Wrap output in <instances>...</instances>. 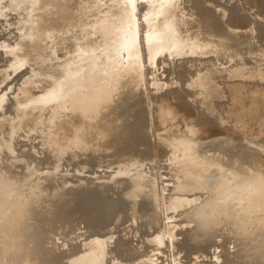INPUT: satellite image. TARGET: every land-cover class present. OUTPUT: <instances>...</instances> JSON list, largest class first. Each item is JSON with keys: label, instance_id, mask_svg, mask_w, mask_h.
Listing matches in <instances>:
<instances>
[{"label": "rangeland", "instance_id": "1", "mask_svg": "<svg viewBox=\"0 0 264 264\" xmlns=\"http://www.w3.org/2000/svg\"><path fill=\"white\" fill-rule=\"evenodd\" d=\"M88 1L90 5H87ZM248 1L240 0L239 3L236 0L234 3V0H218L220 4L224 5H221L223 7L220 8H224L223 11H219L226 12L222 20L227 19L228 22L223 20V23H225L228 29L229 24H231V30L238 29L239 26V31H242L244 27V29L247 27V31L251 30V40L253 43L249 44L248 48L243 52L242 57L243 59L248 58V60H253L256 58L255 54H258L259 45L264 46V42L262 43V40H260H264V25L261 23L264 21V3L263 0H260V4L258 3L259 0L258 2L256 0H250L251 2L254 1L253 5ZM255 1L258 7L256 6L257 4L255 5ZM102 2V13L95 18L98 19L97 23L101 24L100 30L103 31V35L100 37H103V40L108 38V27H114L115 30H118L119 27L127 25L125 28L129 32L128 36L123 31L120 36L129 38L131 46L106 45L105 50L100 55L95 53V48H87L88 46L86 44L82 48V43L80 45L74 44L75 39L80 36L78 35L80 29L78 25H82L89 18L86 15L92 10L95 4L94 0H0V190L10 192L11 195L9 198L0 200V216L11 212L10 217L13 219L9 218V221L14 225H22L23 221L27 224V226L25 225L26 229L24 233L20 235L22 242H15L12 238L4 237V233L8 229L5 230L3 228V221L1 220L0 264H23L28 259L29 262L30 259L35 260V264H59V261L67 256L78 255L82 252L85 253V251H82V249H85V246H95L92 244L97 242H88L90 238L87 237L91 236V238L93 237L98 240L103 236L107 237V235H112L108 238L107 244H105L110 245L113 250V255H109V261L113 260V257L116 256L120 262L126 263L127 261L126 264H264V247H260L264 245L262 238L264 237V222H262L264 220V202L262 201L264 200H261L264 199V196H261V194H264V187H258L256 183L254 185L252 184L256 180V177L253 181L251 180L252 182L247 181L244 178L248 175L247 172L244 174L241 170L236 172L238 170L235 169L236 167H231L227 170L226 168L229 167L225 165L222 166L226 168L218 167L221 169L224 168L227 171H221L217 166L215 167L218 170L216 168L214 169V167L212 169V163L208 164V166L210 165L209 168L208 166L205 168V164L202 167V172L197 176H193L190 174L187 166L179 162L172 155V151L174 150H180L179 152H184L183 150H185V153L190 152L192 154L194 151H197L195 149L197 148L198 150L202 149L201 151L206 149L207 153L211 151L212 154L215 149L221 156L231 155L237 161L248 162L253 167H260L259 165L264 164V147H262L264 144V134L261 139L263 144L258 148L255 144L252 145L251 141L246 140H250V137L252 138L251 135H253L255 127L262 125V122L264 124V120L261 121L259 117L252 116L255 112V107H249L244 114L243 112L241 114L235 112L237 115H234V113V118H227L225 121H220L215 116V112L218 111L220 115L229 116L227 114L240 101V98H237L240 95L237 93L234 96L237 101L228 104L227 83H242L245 89L242 95L246 98L247 92L256 86L258 89L261 85L259 89H262L264 82L258 81L257 78L251 79L241 76H229V72L238 65L237 62L240 65L242 64L241 60L243 59H239L238 57L230 61H225L224 59L220 61L215 59L211 62L207 61L206 65H210L213 62L214 66L213 70L210 71L209 78L213 82L212 84L215 90L217 89L219 94H221L220 97L212 94L210 96V102L206 106H202L200 105V99L203 98L196 97L200 92L198 87L192 86L188 90L186 82L193 76L203 73V68L205 67H199L197 64L191 67L184 65V62L191 53L186 52L185 55L181 54L180 57V54L170 55L165 51L167 50L168 44H176L183 40H185L186 48H192L194 46L195 40L189 37V35L192 33L196 24L193 16L197 9L202 6L197 5L196 0H176L171 5L169 4L170 2H163V0H98L97 5ZM259 5L263 7L262 10L258 9ZM217 7L219 9L220 6ZM228 11L231 12L228 13ZM238 12L240 13L238 14ZM161 15L166 16L162 19V25L167 33L166 36L162 34V31L155 30L157 20ZM248 18L252 21L250 19L248 20ZM253 21H260L259 23L261 24H253ZM232 24L235 26H232ZM260 25L262 28L259 27ZM73 26H75L76 30ZM69 29H73V31L71 32ZM262 29L263 32H260ZM74 30L75 32L78 31L75 33ZM253 35L258 36L255 37ZM123 40L124 38L121 41ZM96 41L98 40H91V42ZM156 43H160V46L157 44L158 46L156 47ZM81 51L85 52L82 53ZM198 58L201 57L199 56ZM198 58L193 60L198 61ZM169 63L171 65L167 67L166 65ZM170 66L172 71H170ZM252 66L253 63L250 62L245 67L250 68ZM133 69L138 72V75H136L140 82L134 84L136 87L123 88L121 75ZM163 69L164 71H162ZM173 71L174 73H172ZM162 72L165 73L163 74ZM179 74L185 75L180 76ZM62 77L64 78L61 79ZM222 80L225 84V94L223 97ZM56 91L58 93H55ZM63 92L64 94L62 95ZM65 96L69 99V102ZM251 96L248 95V97ZM103 97L105 100H108L104 101ZM56 98L57 100H54ZM91 98H93V101L90 100ZM136 99L141 100V107L139 109L141 114L142 112L143 114H140V117H142L140 119L143 120V123L146 122L143 128L146 131L144 141L148 143V147L145 146L150 150L148 151V158L143 157L144 159L140 158L137 160L136 157L134 159L135 161L129 162L125 157H110L104 160L105 164L99 162L95 166L93 161L85 160L80 151L71 147L68 139L66 141L58 139H62L64 134H61V131L58 132L59 127L57 124L60 122L62 114L70 108L69 106L78 105L82 107L89 101L103 111L104 117L113 118L127 113L130 108L128 106ZM97 100L100 103H97ZM163 102L164 104L166 103V107L164 104L162 105ZM219 103H223V106H219ZM78 106L74 109L78 110ZM162 107L164 111L167 110L166 115L160 114ZM260 108L262 106L259 107V110ZM209 109H213L214 111H209ZM171 112L173 117H171ZM185 117L191 120L186 121L187 119ZM244 118L247 119L245 120L247 123L243 130L237 132L234 127H239L243 123ZM184 119L187 124H192V122L195 124V121H198L196 125L197 130L198 126L200 128L203 126L201 129L202 132L199 128V132L191 131V134L195 133L196 135L193 136L192 134L190 136V133L183 127L185 123ZM207 119L208 121H204ZM199 133H202V135ZM179 134L180 139L178 138ZM73 142L75 143H73V146L79 148L78 141ZM65 144H67V147ZM236 145L239 147H236ZM145 146L142 149L147 150ZM220 157L213 159L215 165L221 160L222 157ZM142 160L145 161L143 162ZM191 160L186 155L185 161L190 162ZM232 169L235 170V173ZM210 171L211 175L213 174L214 176H209ZM217 171L221 176L217 175L219 176L218 179L215 177ZM224 173H229V179L225 178ZM256 173L257 175L264 174L262 170L260 172L257 170ZM234 174L236 177H233ZM239 175L241 176L239 177ZM242 176L244 177L242 178ZM226 177L228 178V175ZM224 179L226 182L231 179L233 183L230 181V183L225 184ZM222 180L224 181L223 184ZM234 180L239 181V183ZM216 183L217 185L215 186ZM224 184L226 190L224 189ZM230 187L233 190L229 189ZM256 187L260 191V193L258 191L260 195L257 193ZM96 189L102 192L101 197L109 196V201L116 200L115 205L117 208L112 215L113 220L111 218L110 221L108 218L106 221L110 223L107 225H105L107 223L106 221L104 224L101 223L103 226H99L100 223H97V225L95 219H90L88 222V220L81 218L79 220L64 215L61 219L55 221V223H50L47 226L48 230L44 226H39L38 223L40 222H42L40 225H43V218L39 217L42 215H44L42 217H45L47 213L46 209L48 208L47 204L50 203L55 208V200H58V204L62 205L61 203H64L68 199L72 201L73 199L71 198L75 195L76 197L87 198V192L95 191ZM230 190L235 193L234 196L232 192L229 196ZM239 192L241 195L238 194ZM25 193L29 197L25 196V198ZM244 195L247 196L246 198H250V200L249 198L247 200H249L248 203L251 202L254 205H252L253 209L250 206L251 204L248 206L246 199L243 200ZM236 196L241 199L239 198L240 200H237ZM22 198L23 201L27 199L29 201H26V204L24 201L25 205H21L23 206L21 208L18 203H23L21 201ZM167 198L169 199L167 200ZM30 199H35L36 201L32 202ZM103 200L105 201L106 199ZM216 200L220 202H216ZM230 200L235 201L232 204ZM37 201H40L39 206L43 204V207L40 206L41 208H39ZM175 201L178 202L176 203ZM237 201L238 203L235 206L234 203ZM213 202L217 203V205ZM31 203H34L36 207L35 205L32 206ZM174 203L177 207L174 206ZM210 203L215 204V209ZM261 203L263 206H260L262 205ZM206 204L210 205L215 211L212 209L213 212L211 213V208ZM223 204L228 208L226 209L224 205V209L222 207ZM230 205L235 206V209L239 205L241 209H243L242 205L247 207H244L246 210L243 209L242 211L241 209L239 210V206L236 211H232L231 209L234 208L232 207L230 209ZM25 206H29V209H25ZM204 206H206V209ZM9 207L12 208L10 209ZM18 207L20 210L24 209L26 213L29 210L27 214L30 215L28 217L32 219H30L32 222L28 219L27 214L22 215L24 220L16 218ZM100 207H102L101 211L99 210L100 214L107 212L106 204H101ZM248 207L252 210L247 209ZM36 208L39 211H42L44 208L45 210L41 214ZM199 208H202V210ZM32 209L37 213H33ZM223 209L228 211L230 209L232 212L230 211L228 213L226 211L225 213ZM206 210H209L208 215H213L208 217ZM237 210L241 214L239 217H237ZM197 211H201L202 213L200 214ZM234 211L236 214H234ZM215 212L218 214L217 222L214 220V218L216 219ZM242 212H244L243 215L247 213L246 216H243ZM224 213L225 216L231 213L230 218L229 216L226 218ZM231 215L237 218L231 217ZM25 216L27 217L26 219ZM35 217H38L39 220L37 218L34 220ZM259 218L263 220H258ZM234 219H237V221H233ZM245 219H247L246 222H244ZM27 220L31 223H29L30 225L27 223ZM200 220H205L202 222L206 225L203 226L204 224ZM33 222L35 223L32 224ZM242 222L245 224L242 225ZM182 224L184 225L182 226ZM212 224H215V226ZM207 225L213 227L210 226L209 228ZM246 231L249 233L250 238L247 236L248 233ZM41 232L42 234L38 235ZM252 236L255 237L253 238ZM254 239L255 241L258 239V242H256L259 247H257ZM259 239L261 241L260 243ZM38 242L40 243L37 246L33 245ZM150 242L152 244L154 243L153 246ZM16 244L18 246L21 245L25 252L9 260L12 247ZM59 247L64 249L60 255L53 256V254H50L53 252L50 250ZM254 248L255 250H252ZM243 253L244 255H242ZM248 253L252 256H249ZM258 255L259 257L263 255V257L259 258L257 257ZM52 256L53 258H51ZM62 264L77 263H66L65 261Z\"/></svg>", "mask_w": 264, "mask_h": 264}, {"label": "bare ground", "instance_id": "2", "mask_svg": "<svg viewBox=\"0 0 264 264\" xmlns=\"http://www.w3.org/2000/svg\"><path fill=\"white\" fill-rule=\"evenodd\" d=\"M3 1V0H2ZM95 1V4H94V6H93V8H92V10L86 15V16H89V18H87L83 23H82V25H78V27L80 28L79 29V31H78V35H80V36H78L76 39H75V42H74V44H78V45H80L81 43V48H82V46L83 45H85L86 44V46H88L87 48H95L94 50H95V53H97V54H102V51H104L105 50V46L106 45H110V46H122V47H130L131 46V41H129V38H125L124 36H120V34H121V32L123 31L124 33H125V35L126 36H128V34H129V32H127V30H126V26L127 25H123V26H121V27H119L118 28V30H115L114 29V27L112 28V27H108V30H109V36H107L108 38H106L105 40H103V37H100V36H102L103 35V31H101L100 30V26H101V24L100 23H97V21H98V19H95L96 18V16L97 15H99V14H101L102 13V5H103V2L101 3V4H98L97 5V1L98 0H94ZM100 1H102V0H100ZM174 1H176V0H163V2H170L169 4L171 5ZM235 1L236 0H234V3H235ZM239 1V3H240V0H238ZM257 2H258V0H256ZM256 1H255V5L257 4L256 3ZM262 1V0H261ZM242 3H245L244 1H241ZM248 2H250V3H252L253 5H254V1L253 2H251L250 0L248 1ZM82 3V2H81ZM93 3V2H92ZM241 3V4H242ZM259 4H260V0H259V2H258ZM262 3V2H261ZM263 3H264V0H263ZM90 5V2L88 1V3H87V5ZM196 4L197 5H200V6H202L201 8H198L197 9V11H196V13H195V15L193 16V19H194V21L196 22V24H195V27H194V29L192 30V33L189 35V37H191L193 40H195V44H194V46H192V48H186L185 47V40H183V41H181V42H179V43H176V44H174V43H171V44H168V47H167V50H165L166 51V53H168V54H170V55H174V54H180V57H181V54L183 55H185L186 54V52H188V53H191L188 57H187V59H186V61L184 62V65H188V66H192V65H194V64H197L199 67H205V68H203L204 70V72L203 73H201V74H198V75H195V76H193L192 78H190V80L189 81H187L186 82V87H188V90L189 89H191V88H189V87H192V86H196V87H198V90L200 91L199 92V94L196 96V97H202L203 99H200L201 100V104L200 105H202V106H206L207 105V103H209L210 102V96H212V94H214V95H216L217 97H220V94H219V91L216 89L215 90V88H214V85L212 84L213 82H211V80H210V78H209V76H210V71H212L213 70V62H212V64H210V65H206V63H207V61H209V62H211V61H213L214 59L215 60H217V61H220V60H222V59H224L225 61L226 60H233L235 57H238L239 59H243V52L248 48V46H249V44L250 43H253V41L251 40V35H252V32H251V30H249V31H247L246 29H247V27H246V29H244L245 27L244 26H242V27H244L243 28V30L242 31H239V28H240V26H239V28L236 26V28H238V29H235V30H231V28H230V26H231V24H229V29H228V27L227 26H225V23H223V20H222V17H223V15H224V13H226V12H221V11H219V10H222L223 11V9L224 8H222V9H220L221 7H223L224 5L223 4H220L219 2H218V0H196ZM245 4H247V3H245ZM221 5H223V6H221ZM235 5V4H234ZM237 5V4H236ZM253 5H251V6H253ZM264 5V4H263ZM8 6V5H7ZM80 6V5H79ZM82 6V5H81ZM217 6H220L219 7V9H218V7ZM240 6V5H239ZM257 7H258V4L256 5ZM1 7V6H0ZM217 7V8H216ZM241 7V6H240ZM255 7V6H254ZM253 7V8H254ZM228 8V7H227ZM238 8V7H237ZM236 8V9H237ZM252 8V7H251ZM5 9H8V8H5ZM231 9V8H230ZM246 9V8H245ZM250 9V8H249ZM259 10H262L263 9V7H260V5H259V8H258ZM1 10V9H0ZM225 10L227 11V9L225 8ZM224 10V11H225ZM239 10H240V8H239ZM252 10V9H251ZM255 10H256V8H255ZM258 10V11H259ZM3 11V10H2ZM1 11V12H2ZM249 11V10H248ZM48 12V11H47ZM84 12V11H83ZM87 12H88V10H87ZM231 11H228V13H230ZM241 12V11H240ZM240 12H238V14L240 13ZM255 12V11H254ZM4 13H6V12H4ZM248 13V12H247ZM151 14V13H150ZM258 14V13H257ZM48 15V14H47ZM254 15V14H253ZM252 15V16H253ZM83 16V15H82ZM93 16V17H92ZM151 16V15H150ZM233 16H234V14H233ZM233 16H231L232 18H233ZM240 16V15H239ZM248 16H249V14H248ZM256 16V15H255ZM260 16V15H259ZM262 16V15H261ZM51 17V16H50ZM90 17H92V18H90ZM166 16L165 15H161V17L157 20V25H156V28H155V30H160V31H162V34H164L165 36H166V30H165V28L163 27V25H162V19L163 18H165ZM227 17H228V15H227ZM244 17V16H243ZM4 18V17H3ZM52 18V17H51ZM50 18V19H51ZM224 18V17H223ZM226 18V17H225ZM2 19V18H1ZM47 19H48V17H47ZM250 18H248V20H249ZM262 19V18H261ZM226 21H227V19H225ZM224 20V21H225ZM246 20V19H245ZM247 20V21H248ZM264 20V19H263ZM42 21V20H41ZM246 21V22H247ZM250 21H252L251 19H250ZM228 22V21H227ZM232 22V21H231ZM235 22V21H234ZM244 22V21H243ZM245 22V23H246ZM249 22V21H248ZM254 22V21H253ZM252 22V23H253ZM256 22V21H255ZM253 23V24H263L264 25V21L263 22H261V23H259L260 21H258V22H256V23ZM1 23V22H0ZM250 23V22H249ZM44 24V23H43ZM45 24H46V20H45ZM44 24V25H45ZM132 24V23H131ZM235 24V23H234ZM234 24H232V26H235ZM238 24H240V23H238ZM242 24V23H241ZM47 25H49V23H47ZM226 25H228V24H226ZM245 26H246V24H245ZM248 26V25H247ZM252 26V25H251ZM254 26V25H253ZM97 27H98V29H97ZM132 27V26H131ZM255 27H256V25H255ZM259 27H261L262 28V26L260 25ZM258 27V28H259ZM73 28L75 29V26H73ZM77 28V27H76ZM125 28V29H124ZM193 28V27H192ZM235 28V27H234ZM233 28V29H234ZM78 29V28H77ZM131 29V28H130ZM70 30V29H69ZM76 30V29H75ZM75 30H74V32H75ZM97 30H98V32H97ZM154 30V31H155ZM244 30H246V31H244ZM261 30V29H260ZM71 32L73 31V29H71L70 30ZM76 31V32H77ZM130 31V30H129ZM132 31V30H131ZM69 32V31H68ZM75 32V33H76ZM122 32V33H123ZM260 32H263V29H262V31H260ZM104 33H105V31H104ZM157 33V32H156ZM118 34H119V38H118ZM132 34H133V32H132ZM160 34V33H159ZM254 34V33H253ZM258 34V33H257ZM158 35V34H157ZM261 35V34H260ZM263 35H264V33H263ZM47 36V35H46ZM135 36V35H134ZM161 36V35H160ZM253 36H255V35H253ZM256 36H258V35H256ZM255 36V37H256ZM51 37V36H50ZM106 37V36H105ZM124 38V40L123 41H121L122 39ZM48 39V38H47ZM128 39V40H127ZM91 40H98V41H96V42H91ZM125 40H127V41H125ZM260 40H262V43L264 42V40L263 39H260ZM125 41V42H124ZM257 42V41H256ZM15 44V43H14ZM158 43H156L155 45H156V47L160 44H158ZM258 44V43H257ZM27 46V45H26ZM64 46V45H63ZM74 46V45H73ZM72 46V47H73ZM76 46V45H75ZM160 46V45H159ZM80 47V46H79ZM84 47V46H83ZM81 48H79V49H81ZM22 49V48H21ZM77 50V49H76ZM89 50V49H88ZM82 52V51H81ZM85 52V51H84ZM84 52H82V53H84ZM151 52V51H150ZM257 53V52H256ZM81 54V53H80ZM15 55V54H14ZM198 55V57L200 56L201 58H198V61H194L193 59H197L196 58V56ZM214 55V56H213ZM256 56V58L255 59H253V60H248V58H244L243 60H241V65L239 64V62H237V66L234 68V69H232L230 72H229V76H241V77H243V78H251V79H254V78H257L258 79V81H260V82H264V46H261V45H259V51H258V54H255ZM82 56V55H81ZM98 56V55H97ZM82 57H84V56H82ZM177 57V56H176ZM174 59H176V58H174ZM173 59V60H174ZM182 59V58H181ZM70 60V59H69ZM183 60V59H182ZM185 60V59H184ZM14 62V61H13ZM208 62V63H209ZM246 62H248V63H246ZM250 62H252L253 63V66L252 67H250V68H246L245 66L246 65H248ZM202 63H205V64H202ZM175 64H178V63H175ZM69 65V64H68ZM168 65H171L170 63L169 64H167L166 66L168 67ZM165 66V67H166ZM177 66V65H176ZM195 66V65H194ZM46 67V66H45ZM151 67V66H150ZM179 67V66H178ZM9 68V67H8ZM152 68V67H151ZM65 69V68H64ZM70 69V68H69ZM176 69V68H175ZM228 69H230V68H228ZM63 70V69H62ZM151 70V69H150ZM174 70V69H173ZM162 71H164V69L162 70ZM170 71H172L171 70V66H170ZM227 71V70H226ZM61 72V71H60ZM66 72V71H65ZM64 72V73H65ZM68 72V71H67ZM180 72V71H179ZM153 73V72H152ZM163 73V72H162ZM165 73V72H164ZM163 73V74H164ZM172 73H174V71L172 72ZM138 75V72H136V70L135 69H133V70H131V71H128V72H125L124 74H122L121 75V80H122V86H123V88H132V87H134L135 85L134 84H138L140 81H139V78L137 77V75ZM169 74V73H168ZM167 74V75H168ZM70 75V74H69ZM151 75V74H150ZM153 75H155V74H153ZM166 75V76H167ZM180 75V74H179ZM181 75H185V74H181ZM180 75V76H181ZM45 76V75H44ZM169 76H171L170 74H169ZM158 77V76H157ZM187 77V76H186ZM64 77H62L61 79H63ZM154 78V77H153ZM152 78V79H153ZM167 78V77H166ZM172 78V77H171ZM180 78V77H179ZM178 78V79H179ZM184 78V77H183ZM164 79H165V76H164ZM173 79V78H172ZM224 80V79H223ZM223 80L221 81L222 83H221V85H222V97L224 96V87H225V84L223 83ZM226 80V79H225ZM166 81V80H165ZM55 82V81H54ZM191 83V84H190ZM189 84H190V86H189ZM52 85V84H51ZM155 85V84H154ZM154 85H152V86H154ZM248 85V84H247ZM56 86V85H55ZM156 86V85H155ZM261 86V85H260ZM260 86L258 87V89L260 88ZM264 86V85H263ZM262 86V89H257L256 87V89L254 88V89H251L249 92H247L248 94H246L247 96H246V98H244L243 97V92L245 91V89H244V85L242 84V83H239V82H237V83H231V84H229V83H227L226 84V89L228 90V99L230 100H228V104H230V103H232L233 101H237V100H235V98H234V96L238 93L239 95H240V97H237V98H240V101H238L239 103H237L235 106H234V109L229 113V114H227V115H229V116H223V115H220L219 114V111L218 112H215V116H217V118L220 120V121H225V119H227V118H234L233 117V114L235 113V112H238L239 114H241V112H243V114L246 112V110L247 109H249V107H251V106H253V107H255V112L252 114V116H255L256 118L257 117H259L260 119H261V121H263L264 120V87ZM136 87V86H135ZM246 87V86H245ZM54 88V87H53ZM59 88V87H58ZM248 88V87H247ZM225 89V90H226ZM57 90V89H56ZM59 90V89H58ZM168 90H170V89H168ZM176 90V89H175ZM177 91V90H176ZM175 91V92H176ZM60 92H62V91H60ZM59 92V93H60ZM55 93H58L57 91L55 92ZM128 93V92H127ZM158 93H160V92H158ZM158 93H156V94H158ZM177 93H178V91H177ZM64 94V92L62 93V95ZM162 94V93H161ZM66 95V94H65ZM180 95V94H179ZM248 95H252L251 97H248ZM33 96V95H32ZM60 96H61V94H60ZM129 96V95H128ZM139 96V95H138ZM158 96V95H157ZM156 96V97H157ZM160 96H162V95H160ZM182 96V95H181ZM66 97V96H65ZM71 97V96H70ZM69 97V98H70ZM114 97H115V95H114ZM226 97V96H225ZM44 98V97H43ZM59 98V97H58ZM60 98H62V97H60ZM64 98V97H63ZM67 98V97H66ZM87 98V97H86ZM85 98V99H86ZM88 98H90V97H88ZM102 98V97H101ZM104 98V97H103ZM116 98V97H115ZM174 98V97H173ZM185 98V97H184ZM52 99V98H51ZM68 99V98H67ZM93 98H91L90 100H92ZM113 99V98H112ZM127 99V98H126ZM179 99H181V98H179ZM54 100H57V98L56 99H54ZM64 100H65V98H64ZM75 100V99H74ZM87 100V99H86ZM102 100V99H101ZM104 101H107L108 99H106L105 100V98L103 99ZM109 100H110V97H109ZM160 100V99H159ZM172 100V99H171ZM170 100V101H171ZM183 100V99H182ZM257 100V101H256ZM67 101V100H66ZM66 101H64V102H66ZM76 101V100H75ZM78 101V100H77ZM93 101V100H92ZM119 101V100H118ZM162 101V100H161ZM164 101V100H163ZM168 101V100H167ZM54 102V101H53ZM68 102H69V99H68ZM74 102V101H73ZM72 102V103H73ZM97 103L99 102L98 100L96 101ZM96 102H94V103H96ZM159 102V101H158ZM166 102V101H165ZM169 102V101H168ZM167 102V103H168ZM185 102H187V101H185ZM89 101H87V103H85L81 108L78 106V105H76V106H69L70 108H68L67 110H66V112L65 113H63L62 114V118L60 119V122L57 124V126L59 127V129H58V132H62L61 134H64V137H62V139H60V138H58L59 140H62V141H66L67 139H68V141L70 142V146L71 147H74V148H76L77 149V151H80V153L83 155V158H85V160H88V161H93V163H95V166H96V163H104L105 164V162H104V160H107V159H109L110 157H116V158H119V157H125V159L127 160V161H129V162H132L136 157H137V160L138 159H140V158H145V157H147L148 155H149V152L148 151H150L148 148H146V146H147V141H144L145 140V137H144V135H145V129L143 128L144 126H145V123H143V120H141L140 118H142V117H140V114H141V111H140V109H139V107H141L140 106V104H141V100L140 99H136V100H134V102L132 103V104H130L128 107H130L129 108V110H128V112L127 113H125V114H123V115H121V116H117V115H115V116H117V117H113V115H112V117L113 118H108V117H104L103 116V111L102 110H100V109H98L97 107H95L94 106V104L93 103H90ZM100 103V102H99ZM107 103V102H106ZM13 104V103H12ZM64 104V103H63ZM69 104V103H68ZM71 104V103H70ZM75 104V103H74ZM102 104V103H101ZM164 104V102L162 103V105ZM166 104V103H165ZM165 104H164V106H165ZM169 104V103H168ZM168 104H167V106H168ZM185 104V103H184ZM223 103H219V106H221ZM100 105V104H99ZM104 105V104H103ZM188 105V104H187ZM262 106V108H260V110H259V107L260 106ZM14 106H17V105H14ZM49 106V105H48ZM51 106V105H50ZM58 106V105H57ZM63 106V105H62ZM77 106L79 107V109L77 110V109H74L75 107L77 108ZM155 106V105H154ZM160 106H161V104H160ZM223 106V105H222ZM35 107V106H34ZM59 107V106H58ZM105 107V106H104ZM166 107V106H165ZM15 108V107H14ZM139 109V111H138V109ZM216 108V107H215ZM221 108V107H220ZM137 109V110H136ZM195 109V108H194ZM136 110V112H134ZM143 110V109H142ZM161 111V115L162 114H167L166 113V111H164V109H163V107L160 109ZM168 110H171V109H168ZM214 111L213 109H209V111ZM25 111V110H24ZM172 111V110H171ZM193 111H195V110H193ZM43 112V111H42ZM51 112V111H50ZM119 112H120V110H119ZM122 112V111H121ZM196 112V111H195ZM179 113V112H178ZM142 114H143V112H142ZM141 114V115H142ZM171 114H172V112H171ZM170 114V115H171ZM196 114V113H195ZM105 115V114H104ZM110 115V114H109ZM175 115V114H174ZM234 115H237L236 113L234 114ZM49 116V115H48ZM200 116H201V114H200ZM239 116V115H238ZM39 117V116H38ZM58 117V116H57ZM170 117V116H169ZM171 117H173V114H172V116ZM177 117V116H176ZM191 117V116H190ZM197 117H199V116H197ZM202 118H203V116H201ZM251 117V116H250ZM249 117V118H250ZM186 118V117H185ZM208 118V117H207ZM216 118V117H215ZM237 118V117H236ZM247 118V117H246ZM246 118H244L243 119V123H241V125H239V127L238 126H236V127H234V129L235 130H237V132L239 131V130H243L244 129V126L246 125V121L245 120H247ZM248 118V119H249ZM39 119V118H38ZM167 119V118H166ZM187 119V118H186ZM206 119V118H205ZM26 120H28V119H26ZM34 120V119H33ZM169 120V119H168ZM181 120V119H180ZM191 119H187L186 121H190ZM198 120H200V119H198ZM30 121V120H29ZM28 121V122H29ZM35 121V120H34ZM39 121V120H38ZM49 121V120H48ZM51 121H52V119H51ZM173 121V120H172ZM171 121V122H172ZM178 121H179V119H178ZM177 121V122H178ZM184 121H185V119H184ZM185 121V123L184 122H182V123H184V125H183V127L186 129V131L188 132V133H190L189 135L190 136H192V134H193V136L194 135H196L195 133H192L191 134V131L192 132H196V131H198L199 132V128H200V126H198V130H197V127H196V125H197V123H198V121L196 122L195 121V124L192 122V124H187V122ZM203 121V120H202ZM202 121H201V123H202ZM204 121H208V119L207 120H204ZM204 121H203V124L205 125V123H204ZM260 121V120H259ZM30 124H31V122H29ZM169 123V122H168ZM218 123V122H217ZM29 124V125H30ZM93 124V125H92ZM201 125V124H200ZM186 126V127H185ZM170 127V126H169ZM182 127V128H183ZM203 127V126H202ZM202 127L200 128V131H201V129H202ZM229 127V126H228ZM28 128V127H27ZM148 128V127H147ZM166 128H167V126H166ZM162 129H164L165 130V128L164 127H162ZM229 129H230V127H229ZM202 132V131H201ZM9 133V132H8ZM11 133V132H10ZM162 133V132H161ZM187 133V134H188ZM200 135H202V133H199ZM203 134H204V132H203ZM225 134V133H224ZM239 134V133H238ZM263 134H264V124H263V122H262V125H258L257 127H255L254 128V130H253V135H251L252 136V138L250 137L249 139L250 140H248V139H246L247 141H251V144L253 145V144H255L256 146H257V148L258 147H260L263 143L261 142V139H262V136H263ZM172 135V134H171ZM240 135V134H239ZM60 136V135H59ZM182 136V135H181ZM259 136V137H258ZM169 137V136H168ZM180 137V134H179V136H178V138ZM185 137V136H184ZM206 137V136H205ZM181 138H183V137H181ZM245 138V137H244ZM20 139V138H19ZM22 139V138H21ZM180 139V138H179ZM184 139V138H183ZM189 139V138H188ZM62 141H60V142H62ZM67 141V142H68ZM73 141H78V143H79V145H78V147L79 148H77V147H75V146H73ZM67 142H65V143H67ZM68 142V143H69ZM63 143V142H62ZM61 143V144H62ZM67 143V144H68ZM248 143V142H247ZM64 144V143H63ZM67 144H65L66 145V147H67ZM75 144V143H74ZM250 144V145H251ZM64 145V146H65ZM142 145H146L145 146V149H147V150H144V149H142L143 147H142ZM248 145V144H247ZM254 145V146H255ZM63 146V145H62ZM238 145H236V147H237ZM242 146V145H241ZM65 147V148H66ZM148 147V146H147ZM235 147V148H236ZM239 147V146H238ZM262 147H264V144H263V146ZM197 151H194V153H185V150H183L184 152H179L178 150L177 151H172V155L175 157V158H177V160L179 161V162H182L185 166H187V168H188V170H189V172H190V174L191 175H199L201 172H202V167L205 165V168L208 166V164H210V163H212L213 165L211 166L212 167V169H213V167H214V169L216 168L217 169V167L218 166H221V167H225V166H227V167H229V168H226L227 170L228 169H230L231 167H233V168H235V169H238V170H236V172L238 171L239 172V170H241V171H243V174L244 173H248V175H250L249 177H248V175L247 176H242V178L244 177V178H246L245 180H247V181H253V179L255 178L256 180L255 181H251L252 182V184L254 185L255 183H256V185L258 186V187H261V188H263L264 187V174L263 175H257V173H256V171L258 170L259 172H260V170H262L263 172H264V164H261V165H259L260 167H256V166H252L250 163H248V162H245V161H237L233 156H231V155H223V156H221V155H219L217 152H216V150L214 149V151H213V153L211 154V151H210V153H207L206 152V149L204 150V151H201V150H198L197 148H195ZM208 149V148H207ZM211 149V148H210ZM209 149V150H210ZM208 151V150H207ZM56 153V152H55ZM250 153V152H249ZM71 154V153H70ZM69 154V155H70ZM59 155V154H58ZM186 155H188L189 156V158H191L192 160L190 161V162H186L185 161V157H186ZM80 156V155H79ZM222 158H221V157ZM73 157V156H72ZM81 157V156H80ZM216 157H220L221 158V160L219 161V162H217L216 164L217 165H215V163H214V161H213V159L214 158H216ZM58 158V157H57ZM69 158V157H68ZM143 158V159H144ZM148 158V157H147ZM123 160V159H122ZM136 160V161H137ZM146 160V159H145ZM144 160V161H145ZM148 160V159H147ZM135 161V160H134ZM141 161V160H140ZM143 161V160H142ZM143 161V162H144ZM74 163V162H73ZM116 163V162H115ZM118 163V162H117ZM141 163V162H140ZM102 165V164H101ZM222 165H225V166H222ZM137 166V165H136ZM210 166V165H209ZM209 166H208V168H209ZM215 166H217V167H215ZM93 167V166H92ZM132 168V167H131ZM171 168H172V166H171ZM220 167H218V169H219ZM261 168H263V169H261ZM217 169V170H218ZM225 169V170H226ZM209 170V169H208ZM211 170V169H210ZM220 170L221 171H225L224 170V168H220ZM226 170V171H227ZM233 170V172L235 173V170L234 169H232ZM214 171V170H213ZM216 172V171H215ZM215 172H212V173H215ZM220 172V171H219ZM229 172V171H228ZM230 172L231 173H233L231 170H230ZM229 172V173H230ZM122 173V172H121ZM220 173H222V172H220ZM227 173V172H226ZM226 173H224L223 175L225 176V178L226 179H229V173L228 174H226ZM230 173V174H231ZM119 174V173H118ZM123 174V173H122ZM226 174V175H225ZM240 174V173H239ZM241 174H242V172H241ZM242 174V175H243ZM217 175H219L220 176V174H218V171H217V173H216V175H215V177H217L216 179H218L219 178V176H217ZM222 175V174H221ZM228 175V178L226 177ZM209 176H214L213 174L211 175V171H210V174H209ZM232 176V175H231ZM241 175H239V177H240ZM123 177H125L124 175H123ZM221 177V176H220ZM233 177H236L235 176V174H234V176ZM237 177H238V174H237ZM261 177V178H260ZM212 178V177H211ZM214 178V177H213ZM206 179V178H205ZM215 179V180H216ZM232 179H234V178H232ZM219 180H221V179H219ZM219 180H217V181H219ZM225 180V179H224ZM237 180V179H236ZM236 180H234V181H236ZM182 181V180H181ZM214 181V180H213ZM229 181V180H228ZM226 182V180H225V184H227V183H230V181H231V179H230V181L229 182ZM242 181H243V179H242ZM241 181V182H242ZM216 182V181H215ZM223 180H222V184H223ZM232 182V181H231ZM237 183H239V181H236ZM241 182H240V184H241ZM244 182V181H243ZM194 183V182H193ZM221 183V182H220ZM219 183V184H220ZM233 183V182H232ZM231 183V184H232ZM235 183V182H234ZM197 184V183H196ZM218 184V185H219ZM221 184V185H222ZM225 184H224V189L226 190V188H225ZM204 185V184H203ZM217 185V183L215 184V186ZM230 185V184H229ZM229 185H226V186H229ZM238 185V184H237ZM251 185V184H250ZM252 185V186H253ZM187 186V185H186ZM223 186V185H222ZM231 186V185H230ZM235 186H236V183H235ZM35 187V186H34ZM188 187V186H187ZM196 187V186H195ZM219 188H220V186H218ZM217 187V188H218ZM38 188V187H37ZM188 188H190V187H188ZM232 188H233V186H232ZM231 187L229 188V189H232ZM257 188V187H256ZM256 188H255V190H256ZM184 189V188H183ZM223 189V188H222ZM234 189V188H233ZM232 189V190H233ZM237 189V188H236ZM251 189H252V187H251ZM247 190H249V189H247ZM27 191V190H26ZM242 191V190H241ZM250 191V190H249ZM252 191H253V189H252ZM258 188H257V193H258ZM264 191V190H263ZM220 192H221V190H220ZM231 190H230V192H229V196H230V194H231ZM235 192V191H234ZM236 193H237V191H236ZM247 193V192H246ZM250 193V192H249ZM253 193V192H252ZM252 193H251V195H252ZM259 193H260V191H259ZM258 193V194H259ZM101 194H102V192L99 190V189H96L95 191H89V192H87V198H80L79 196L78 197H76V195L75 196H72V198L71 199H73L72 201L70 200V199H68V200H66L64 203H61L62 205H59L58 204V200H55L54 201V203H55V205H56V207L54 208L49 202H47V203H49V204H47L48 206V208L46 209V211H47V213L45 214V217H42V216H44V215H40L41 217H39V213H38V217L39 218H43L42 220H43V225L41 226L40 224L42 223V222H40L41 221V219H40V223H38L39 224V226L40 227H46L47 228V226L50 224V223H55V221H57L58 219H61V217H63L64 215L66 216V215H68V216H70V217H74V218H76V219H79L80 220V218L81 219H83V220H88V222H89V220L90 219H95V221H97V222H95L96 224L98 223H100L99 224V226H101L102 224H104V223H106L107 221V219L109 218L110 219V221H111V218H112V215H113V213H114V211H115V209L117 208L116 207V200H112V201H109L108 200V198H110L109 196H105V197H101ZM238 194H240L241 195V193L239 192ZM237 194V195H238ZM255 194V193H254ZM257 194V195H258ZM168 195V194H167ZM232 195L234 196L235 195V193H233L232 192ZM243 195V194H242ZM256 195V196H257ZM260 195V194H259ZM11 195H10V192L8 193V192H5V191H1L0 190V200L1 199H3V198H9ZM25 196H27L26 195V193H25V195H24V197ZM37 196V195H36ZM55 196V195H54ZM169 196V195H168ZM178 196V195H177ZM211 196V195H210ZM216 196V195H215ZM228 196V197H229ZM249 196V195H248ZM253 197H254V195H252ZM261 196H264V194H261ZM260 196V197H261ZM22 197V196H21ZM23 197V198H24ZM27 197H29V196H27ZM216 197H218V196H216ZM224 197V196H223ZM243 197V196H242ZM247 196L246 195H244V197H243V200L244 199H246V201H247V203L249 202V200H250V198H249V200H247L248 198H246ZM23 198H22V204H21V202H20V204L18 203V205H19V207H23V206H21V205H23L24 204V201H23ZM26 198V197H25ZM34 198V197H33ZM77 198V199H76ZM170 198V197H169ZM169 198H167V200L169 199ZM210 198V197H209ZM213 198V197H212ZM235 198V197H234ZM240 198V197H239ZM237 196H236V199L238 200L239 199ZM252 198V197H251ZM257 198H258V196H257ZM14 199V198H13ZM20 199V198H19ZM86 199V200H85ZM103 199H106L105 201L103 200ZM215 199V198H214ZM223 200H224V198H222ZM226 199H227V195H226ZM230 199V198H229ZM233 199V198H232ZM241 199V198H240ZM239 199V200H240ZM32 199H30V201H31ZM36 200H37V198H36ZM35 199L34 200H32V202H35L36 201ZM41 200V199H40ZM43 200V199H42ZM45 200V199H44ZM60 200V199H59ZM83 200H85V201H83ZM182 200V199H181ZM207 200H209V199H207ZM210 200H212V199H210ZM223 200H222V202H223ZM242 200V201H243ZM261 200H264V199H261ZM13 201H15V200H13ZM26 201H29L28 199L26 200ZM26 201H25V204H26ZM81 201H83L82 203H81ZM179 201V200H178ZM177 201V202H178ZM183 201V200H182ZM219 201V200H218ZM217 200H216V202H218ZM231 201V200H230ZM235 200H232L231 202H232V204H233V202H234ZM242 201H240V202H242ZM38 202V201H37ZM37 202H36V204H37ZM40 202V201H39ZM38 202V206H39V203ZM45 202V203H46ZM169 202V201H168ZM176 202V201H175ZM176 202V203H177ZM220 202V201H219ZM243 202H245V201H243ZM262 202H264V201H262ZM14 203V202H13ZM28 203V202H27ZM44 203V202H43ZM53 203V202H52ZM80 203V204H79ZM191 203V202H190ZM207 203V202H206ZM213 203H215V202H213ZM211 204L212 205V207L214 208V205L216 204L217 205V203H215V204ZM236 203H238V201L237 202H235L234 203V205L236 204ZM246 203V202H245ZM12 204V203H11ZM10 204V205H11ZM24 204V205H25ZM101 204H106L107 205V212L106 213H104V214H100V212H99V210L101 211V209H102V207H100V205ZM170 204V203H169ZM175 204V203H174ZM209 204V203H208ZM208 204H206V205H208ZM226 204V203H225ZM225 204H223L222 205V207L225 205ZM229 204V203H228ZM241 204V203H240ZM249 204H251V202L250 203H248V206H249ZM262 204V203H261ZM31 205L33 206V205H35L34 203L32 204L31 203ZM30 205V206H31ZM43 204H41L40 206L41 207H43L42 206ZM45 205V204H44ZM178 205H180V204H178ZM237 205V204H236ZM235 205V206H236ZM244 205H246V204H244ZM244 205H242L243 206V209H245L246 207L244 206ZM253 204H251L250 206H252ZM13 206V205H12ZM39 206V208H41ZM174 206H176V204L174 205ZM209 207H210V205H208ZM229 206V205H228ZM234 206V207H235ZM240 206V205H239ZM239 206H237L236 207V209H238V207ZM254 206V205H253ZM253 206L251 207L252 209H253ZM260 206H263V204L262 205H260ZM19 207H18V209H17V211H18V214H17V216H16V218L17 219H22V220H24L22 217V215H24V214H27V213H29L28 211H27V213H26V211L24 210V209H22V210H20L19 209ZM29 206H25V209H29L28 208ZM35 207H36V205H35ZM45 207V206H44ZM177 207V206H176ZM205 207V209H206V206H204ZM212 207H210L211 208V213L213 212V210L215 209H213ZM225 207H226V205H225ZM233 206H231L230 205V209L232 208ZM233 207V208H234ZM245 207V208H244ZM10 208V207H9ZM12 208V207H11ZM10 208V209H11ZM180 208V207H179ZM208 208V207H207ZM224 208V207H223ZM228 207H226V209H227ZM250 207H248L247 209H251ZM34 209V208H33ZM33 209H32V211H33ZM37 209V208H36ZM36 209H35V211H36ZM200 210H202V208H199ZM213 209V210H212ZM216 209H217V207H216ZM225 209V208H224ZM223 209V210H224ZM229 209V211L228 210H224L225 211V213H226V211H228V213L232 210H235L236 211V209L234 208V209H231L230 210ZM241 209V206L239 207V210ZM243 209H241L242 211H243ZM251 209V210H252ZM8 210V209H7ZM6 210V211H7ZM25 211V213H24V211ZM43 210H45V208L43 209ZM42 210V211H43ZM173 210V209H172ZM177 210V209H176ZM219 210V209H218ZM246 210V209H245ZM23 211V212H22ZM31 211V210H30ZM37 211H39V209H37ZM42 211H39L40 213L42 212ZM45 211V212H46ZM170 211V210H169ZM168 211V212H169ZM205 211V210H204ZM207 212H206V215L208 216V217H211L210 215H208L209 213V210H206ZM215 211V210H214ZM231 211V212H232ZM235 211H234V214H236V213H238V216L237 217H239V215H241L239 212L240 211H238L237 210V212L235 213ZM197 212H200V214L202 213L201 211H197ZM217 212V211H216ZM215 212V213H216ZM246 212V211H245ZM248 212V211H247ZM260 212V211H259ZM32 213V212H31ZM33 213H35L34 211H33ZM37 213V212H36ZM35 213V214H36ZM208 213V214H207ZM225 213H224V216H225ZM243 213L244 212H242V215H243ZM42 214V213H41ZM199 214V213H198ZM231 214V213H230ZM230 214L228 215L229 216V218H230ZM233 214V213H232ZM233 214V215H234ZM247 214V213H246ZM246 214H244L243 216H246ZM249 214V213H248ZM10 215H11V212H7L6 214H3V216H0V222H1V220L3 221L2 222V224H3V228H5V230L6 229H8V231H6L5 233H4V237H6V238H12V240L13 241H15V242H17V241H20V242H22V239H21V234H23L24 233V230L26 229L25 227L27 226V224H26V222L25 221H23V223H22V225H14L11 221H9V218L10 219H13V218H11L10 217ZM15 215V214H14ZM32 215V214H31ZM204 215V214H203ZM250 215V214H249ZM28 216H30L29 214H27V217ZM37 216V215H36ZM111 216V217H110ZM202 216V215H201ZM217 216H218V214L216 213V219L214 218V220H216V222H217ZM228 216H225L226 218H228ZM242 216V217H243ZM26 216H25V219L27 218ZM33 217H34V215H33ZM38 217H35L34 218V220L37 218V220H39V218ZM215 217V216H214ZM231 217H235V216H232L231 215ZM237 217H235V218H237ZM206 218V217H205ZM28 219H29V217H28ZM31 219V218H30ZM29 219V220H30ZM202 219V218H201ZM207 219V218H206ZM212 219V218H211ZM233 219V218H232ZM239 219V218H238ZM241 219V218H240ZM247 219H248V217H247ZM247 219H245V221L244 222H246V220ZM32 220V219H31ZM30 220V221H31ZM112 220H113V218H112ZM228 220H231V219H228ZM227 220V221H228ZM237 221V219H234L233 221ZM258 220H261L260 218L258 219ZM263 220V219H262ZM261 220V221H262ZM106 221V222H105ZM202 221H205V220H200V222H202ZM212 221H213V219H212ZM226 221V222H227ZM240 221H242V220H240ZM32 222V221H31ZM36 222V221H35ZM35 222H33L32 224H34ZM38 222V221H37ZM86 222V221H85ZM91 222V221H90ZM207 222V221H206ZM229 222V221H228ZM230 222H232V221H230ZM238 222H239V220H238ZM262 222H264V220L262 221ZM262 222H261V224H262ZM27 223L29 224L30 222H28V220H27ZM102 223V224H101ZM108 223H110L109 221L105 224V225H107ZM173 223V222H172ZM203 224H204V222H202ZM208 223H210V222H208ZM215 223V222H214ZM235 223V222H234ZM31 224V223H30ZM29 224V225H30ZM97 224V225H98ZM201 224V223H200ZM215 224H217V223H215ZM215 224H212L213 226H215ZM235 224H238L237 222L235 223ZM245 224V223H244ZM243 224V222H242V225H244ZM264 224V223H263ZM26 225V226H25ZM36 225V224H35ZM174 225V224H173ZM181 225V224H180ZM184 224H182V226H183ZM206 224H204L203 226H205ZM230 225H232V223H230ZM240 225V224H239ZM238 225V226H239ZM103 226V225H102ZM176 226V225H175ZM202 226V225H201ZM203 226H202V228H203ZM208 226V225H207ZM211 226V225H210ZM210 226H208L209 228H210ZM213 226H211V227H213ZM237 226V227H238ZM34 227V226H33ZM178 227V226H177ZM37 228V227H36ZM46 228H44L45 230H46ZM180 228H182V227H180ZM239 228V227H238ZM243 228V227H242ZM245 228H246V226H245ZM244 228V229H245ZM250 228V227H249ZM39 229H41V228H39ZM38 229V230H39ZM183 229V228H182ZM189 229V228H188ZM201 229V228H200ZM213 229V228H212ZM42 230V229H41ZM41 230H39V231H41ZM44 230V231H45ZM47 230H48V228H47ZM203 230V229H202ZM211 230V229H210ZM215 230V229H214ZM240 230H241V228H240ZM34 231V230H33ZM43 231V230H42ZM239 231V230H238ZM237 231V232H238ZM247 232V231H246ZM250 232V231H249ZM50 233V232H49ZM49 233H47V234H49ZM243 233V232H242ZM248 233V232H247ZM251 233V232H250ZM33 234V233H32ZM34 234H35V231H34ZM41 235L42 234V232L41 233H38V235ZM251 235H253L252 233H251ZM45 236H46V234H45ZM112 235H107V237H105V236H103V237H101L100 239H96V238H91V236L90 237H87V238H90L89 239V241L88 242H91V243H93V241L94 242H97V243H93L92 245H95V246H93V247H91V246H85L84 248L85 249H82V251H85V253H79L78 255H72V256H67V257H65L63 260H60L59 261V264H62V263H64L65 261H66V263L68 262V263H73V262H75V263H77V264H123V263H125V262H120L119 260H118V258L116 257V256H114L113 257V260H111V261H109L110 259H109V255L111 254V255H113V250L111 249V246L110 245H105V244H107V241L109 240L108 238H110ZM245 236V235H244ZM248 237H249V233H248V235H247ZM43 237H44V235H43ZM241 237V236H240ZM253 237V236H252ZM255 237V236H254ZM253 237V238H254ZM41 238H42V236H41ZM250 238V237H249ZM263 238V240H264V237H262ZM12 240L10 239V241L12 242ZM258 240V239H257ZM256 240V241H257ZM254 241H255V239H254ZM255 241V242H256ZM258 242V241H257ZM257 242H256V244H257ZM261 241H260V239H259V243H260ZM40 242H38V243H34L33 245L34 246H37V244H39ZM151 243V242H150ZM152 244V243H151ZM150 244V245H151ZM154 244V243H153ZM153 244H152V246H153ZM244 244V243H243ZM262 244V243H261ZM260 244V245H261ZM98 246V247H97ZM139 246H140V244H139ZM149 247H151V246H149ZM254 247V246H253ZM257 247H259L258 246V244H257ZM260 247H264V245H261ZM154 248V247H153ZM258 249V248H257ZM256 249V250H257ZM262 249V248H261ZM260 249V250H261ZM60 250V251H59ZM62 250H64V249H62L61 247H59V248H54L53 250H50V251H53V252H51L50 254H53V256H57V255H60V253H62ZM94 250V251H93ZM248 250H249V248H248ZM252 250H255V248L254 249H252ZM57 251H59L58 253H57ZM154 251H156V250H154ZM25 252V250L23 249V247L21 246V245H19L18 246V244H16V245H14L13 247H12V252L10 253V258H9V260L12 258H15L16 256H18V255H20V254H23ZM261 252H262V250H261ZM245 253H246V251H245ZM249 253H250V250H249ZM249 253H248V255H249ZM252 253V252H251ZM255 253H257V252H255ZM259 253V252H258ZM263 253H264V251H263ZM247 254V253H246ZM260 254H262V253H260ZM259 254V255H260ZM242 255H244V253L242 254ZM254 255V254H253ZM259 255L257 256V257H259ZM264 255V254H263ZM263 255L261 256V257H263ZM3 256H5V255H3ZM53 256L51 257V258H53ZM249 256H252V255H249ZM261 257H259V258H261ZM31 258V257H30ZM259 258H257L258 260H259ZM103 259V260H102ZM257 259H255V260H257ZM253 260V259H252ZM34 261L35 260H31L30 259V262H29V259L27 260V262H24L23 264H35L34 263ZM258 262V261H257ZM259 262H261V261H259ZM126 263H127V261H126ZM125 263V264H126Z\"/></svg>", "mask_w": 264, "mask_h": 264}]
</instances>
